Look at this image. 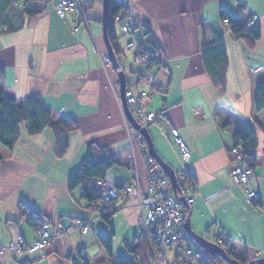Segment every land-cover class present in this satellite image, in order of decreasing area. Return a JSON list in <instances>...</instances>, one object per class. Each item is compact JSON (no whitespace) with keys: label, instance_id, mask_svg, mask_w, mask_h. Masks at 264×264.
<instances>
[{"label":"crops","instance_id":"0c3cea01","mask_svg":"<svg viewBox=\"0 0 264 264\" xmlns=\"http://www.w3.org/2000/svg\"><path fill=\"white\" fill-rule=\"evenodd\" d=\"M80 1L88 27L78 13L59 17L57 0H29L28 8L38 12L35 16L28 15L25 1L19 0L6 15L8 32H0V67L6 73L4 80L0 77V87L7 86L6 94L19 104L38 96L56 120L70 118L80 123L77 131L64 135L47 128L29 136L24 122L13 151L0 145L3 245L18 236L27 243L37 240L42 224L54 231L75 218L90 217L93 209L83 198V188H67L70 176L89 154L95 162L120 157L121 165L106 173L117 185L130 183L136 167L142 191H146L144 156L138 149L135 156L131 153L127 116L123 100H118V71L111 63L104 67L100 58L108 53L103 37L104 0ZM122 1L125 8L117 14L115 25L119 46L133 40L122 32L119 22V17L128 18L138 26L136 35L142 44L153 46L163 62L155 73L157 89L146 106L157 113V122L148 131L162 160L178 174L187 172L197 186V192L187 191L194 198L190 204L193 230L209 241L223 233L229 240L228 251L244 253L249 262L264 259V111L256 113L254 105L257 85L264 81V0ZM222 11L242 25L258 16L255 25L260 26L261 37L254 47L232 33L221 18ZM220 39L229 63L224 89L213 85L205 62L207 48ZM133 58L131 52L119 56L131 83L138 80L139 71ZM248 125L257 130L255 175L248 184L237 186L231 177V147L234 134ZM173 129L187 141L192 153L189 162L180 158ZM251 189L260 192L261 203L248 200L246 190ZM22 204L29 209H21ZM30 216L42 224L32 226ZM108 218L93 220L86 234L71 232L53 239L40 253L0 255V264H74L81 260L74 257L80 247L85 248L83 260L88 264H112L111 258L132 256L128 244L134 250L142 246L140 212L124 209ZM101 234L111 239L112 257L98 238ZM176 255L172 256L175 261ZM167 257L147 252L141 264H169Z\"/></svg>","mask_w":264,"mask_h":264},{"label":"built area","instance_id":"2783aa9c","mask_svg":"<svg viewBox=\"0 0 264 264\" xmlns=\"http://www.w3.org/2000/svg\"><path fill=\"white\" fill-rule=\"evenodd\" d=\"M16 5L18 6V3ZM55 7L58 16L64 19H67L69 14L78 13L82 18V22L88 27L89 19L86 16L85 6L80 0H57ZM247 20L249 26H254L259 19L258 16L253 15ZM223 21L229 24L227 18L223 19ZM119 22L122 32L133 38V40L122 46L123 52L124 54L127 52L133 53L134 63L139 67L138 80L134 83L130 82L131 85L129 88L127 87L128 90L125 96L129 110H131L139 128L136 129L126 117V132L131 146V153L135 156V149H138L144 156L147 174L146 191L144 193L142 191L136 167L133 168L135 176L130 183L125 182L117 185L108 175L94 179L93 183L94 187H96L97 199L92 200L90 206L93 208L97 207L98 211L93 212L89 218L74 219L67 227L60 225L54 231H51L47 224H42L37 240L27 243L22 236H18L17 239L9 241L7 245L0 244V255L10 252L15 256H19L29 250L40 253L55 238H63L71 234V232L88 233L93 220L102 218L104 214H113L124 209L136 208L140 212L144 233H153L158 238L159 244L153 250L154 257H165L168 247L173 249L176 246L178 247V254H180L186 264H215L212 256L187 235L185 205L174 193L171 178L166 173H163L159 163L156 162L154 157L152 158L149 155L148 146L145 142L143 130L148 129L157 122V113L146 110V106L157 89L155 73L161 67L162 59L157 56L153 46L146 45V49L142 48L141 36L136 35L138 26L132 20L119 17ZM73 28L75 31L79 30L77 26H73ZM4 30L5 27L0 26V32ZM100 58H102L104 67L111 63L108 53L100 54ZM139 84H143L144 87L138 88L137 85ZM118 100L122 103L120 98ZM171 135L178 147L181 160L184 163L189 162L192 153L187 141L181 137L176 129L172 130ZM246 152L247 150L243 144L232 145L231 147L233 155L231 177L237 186L248 184L255 175V169L251 168ZM178 183L186 203L192 204L194 198L188 197L187 191L197 192L196 184L194 182L186 183L185 173L178 174ZM246 191V196L249 200L260 199L258 191L253 189ZM132 200L135 201L134 205L129 204V201ZM185 239L190 240L194 247L185 246L183 244ZM213 242L225 249L227 247L221 245V243L226 242L228 244L229 240L225 234L220 233ZM74 257L81 260L86 258L85 248L80 247L76 250ZM224 264L229 263L225 262Z\"/></svg>","mask_w":264,"mask_h":264},{"label":"trees","instance_id":"16d2710c","mask_svg":"<svg viewBox=\"0 0 264 264\" xmlns=\"http://www.w3.org/2000/svg\"><path fill=\"white\" fill-rule=\"evenodd\" d=\"M24 1L25 4L23 7L25 8V12L31 16L37 15V11L28 8L29 0ZM16 3L19 4V0H0V26L5 27V30L1 33L8 32L6 26L7 21L5 20L6 15L11 7H17ZM108 5L110 15L108 20L109 37L112 47H114L116 57L119 59V56L124 52L123 48L119 46L115 25L118 16L117 14L124 10L125 4L122 0H109ZM221 18L228 19L232 33L236 37H239L242 41H245L249 47H254L255 41L260 39L261 29L259 25L249 26L247 23L242 25L239 20L231 16L227 11L221 12ZM141 46L142 48L146 49L145 44H141ZM205 62L207 64L208 73L211 77L213 85H215L217 88L224 89L226 86V72L228 70L229 63L227 59L225 42H223L222 39L218 40L212 44V46L207 48L205 52ZM0 77L3 80L6 78V73L1 67ZM130 85L131 83L128 82L127 87L129 88ZM6 88L7 86L5 84L0 87V145L2 147L4 146L10 151L14 150V146L20 141L22 137L21 127L24 122H26L29 136L41 134L47 128L53 129L56 135H64L79 129L80 123L78 120L70 118L56 120L55 116L51 113L46 104H43L42 100L38 96L33 95L28 97L24 100L23 104H19L16 98L10 97L6 94ZM254 105L256 113L264 111V81H260L257 85L254 97ZM261 126L264 132V124ZM256 136L257 130L253 125H248L245 128L239 129L233 136V145L236 146L238 144H243L244 148H246V154L249 158L251 168L253 169L255 168L257 160L255 152L258 148V139ZM120 163V157L117 155H113L110 158L101 160L100 162H95L92 155L89 154V157L81 163L79 171L76 174L70 176L67 188L72 191L81 186L83 188V198L88 201V207L93 209V212H96L98 211V208L95 207V209L90 206V202L94 199H97L96 187H94L93 180L106 176V173L111 169V167L121 165ZM185 174L186 183L193 182V179L189 176V174L187 172ZM258 193L260 195V199L251 200L261 203V194L260 192ZM20 207L21 209H29V207L24 204H22ZM113 214H104L102 218L109 219L108 217L112 216ZM29 221L34 227L40 226L42 224V222L32 218L31 216ZM98 238L103 247H105L107 250L108 254L112 257L113 250L111 239H109L104 234L99 235ZM158 244V238L155 237L153 233H144L141 240V248L139 247L134 250L131 248V245L128 244V247L133 252V255L117 256L115 258H111L112 264H141L143 261H145L142 258L146 255V253L148 252L150 255H153V250L157 248ZM221 245H225L226 247L228 246L226 242L221 243ZM138 249L142 251V254H140L141 251ZM225 251L228 253V255L234 259H237L241 264H247L249 262L244 253L239 254L234 250L228 251L227 248H225ZM139 258L141 259L140 263L138 262ZM176 258V261L178 262L180 254H177ZM212 258L215 264H224L226 262L220 257L212 256ZM74 264L88 263L85 260H83V263L75 260Z\"/></svg>","mask_w":264,"mask_h":264},{"label":"water","instance_id":"95a60500","mask_svg":"<svg viewBox=\"0 0 264 264\" xmlns=\"http://www.w3.org/2000/svg\"><path fill=\"white\" fill-rule=\"evenodd\" d=\"M108 4H109V0L103 1V5H104L103 37L105 40V45L108 48L109 58H111V64L118 71V76L120 79L121 100H123L124 111L126 112L127 119L136 129H138L139 126L137 122L134 120L131 110H129V107L127 105V100H125L126 92L128 90L127 89L128 81L126 79V74L123 68L121 67L119 59L116 57L114 47H112L111 40L109 37L108 20H109L110 15H109V5ZM143 134L145 137V142L147 143V146H148L149 155L152 158L154 157L156 162L159 163L160 168L162 169L163 173H166L171 178L172 183H173L174 193L177 194L179 200L185 205V211L187 215L186 217L187 235L190 236L198 246L203 247L210 256L223 258V260L229 264H241L237 259H234L230 255H228V253L225 251V249L222 246L216 244L215 242L211 240L209 241L206 237L200 234L198 235L193 230L192 225H191V218H192L191 205L186 203L185 198L182 196L180 185L178 183V172L174 171V169L167 162L163 161L162 158L155 151L154 142L151 139L148 129H144ZM247 264H264V259H254V261H250Z\"/></svg>","mask_w":264,"mask_h":264},{"label":"rangeland","instance_id":"374dc122","mask_svg":"<svg viewBox=\"0 0 264 264\" xmlns=\"http://www.w3.org/2000/svg\"><path fill=\"white\" fill-rule=\"evenodd\" d=\"M150 128L151 127H149V130H150ZM183 244L187 247H189V246L194 247L193 243L187 239H185L183 241ZM177 251H178V247H176V246H174L173 249L168 247V249L166 250V257L168 256L167 258L169 259L168 260L169 264H185V261L181 257L179 258L178 262L175 261V258H172V256L176 255ZM80 261H82V260H78V262H80Z\"/></svg>","mask_w":264,"mask_h":264}]
</instances>
